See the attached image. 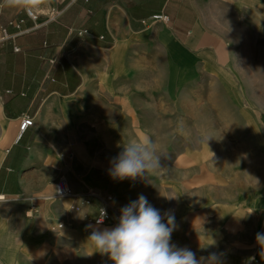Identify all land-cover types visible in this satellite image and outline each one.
Wrapping results in <instances>:
<instances>
[{
    "label": "crops",
    "instance_id": "1",
    "mask_svg": "<svg viewBox=\"0 0 264 264\" xmlns=\"http://www.w3.org/2000/svg\"><path fill=\"white\" fill-rule=\"evenodd\" d=\"M257 8L264 0H0V37L13 35L0 39V264H112L88 240L104 197L125 187L111 161L140 137L143 112L157 121L160 81L233 62L240 12ZM261 236L264 222L219 264H264Z\"/></svg>",
    "mask_w": 264,
    "mask_h": 264
},
{
    "label": "rangeland",
    "instance_id": "2",
    "mask_svg": "<svg viewBox=\"0 0 264 264\" xmlns=\"http://www.w3.org/2000/svg\"><path fill=\"white\" fill-rule=\"evenodd\" d=\"M240 13L232 63L153 89L157 121L154 112H143L140 136L152 137L166 169L126 179L122 193L107 194L99 228L114 227L120 209L143 194L161 213L186 203L171 243L198 258L230 257L251 234L257 238L264 222V11ZM214 191L219 195L196 201ZM218 206H228L230 216Z\"/></svg>",
    "mask_w": 264,
    "mask_h": 264
},
{
    "label": "clouds",
    "instance_id": "3",
    "mask_svg": "<svg viewBox=\"0 0 264 264\" xmlns=\"http://www.w3.org/2000/svg\"><path fill=\"white\" fill-rule=\"evenodd\" d=\"M23 2L27 0H7L9 5ZM122 149L111 161L110 175L113 179L135 180L166 169L161 161L163 154L158 152L147 133L122 144ZM102 223L103 220L98 219L97 226H88L93 229L88 240L91 241L92 252L106 254L112 264H219L215 252L198 258L191 249L172 244L171 236L177 227L173 212L161 213L143 194L120 209L118 223L114 227L101 229L98 225Z\"/></svg>",
    "mask_w": 264,
    "mask_h": 264
},
{
    "label": "built area",
    "instance_id": "4",
    "mask_svg": "<svg viewBox=\"0 0 264 264\" xmlns=\"http://www.w3.org/2000/svg\"><path fill=\"white\" fill-rule=\"evenodd\" d=\"M28 13L30 16H33V13L28 10ZM153 18H156V19H166V16L165 15H162V14H156V15H153ZM26 31V30H25ZM23 31H19L18 33H22ZM13 35L12 34H9L5 29H2L1 30V37L0 39H8L10 37H12ZM15 50H17L18 48L15 47L14 48ZM32 124V119L31 117H28V116H24L20 119L19 121V124H18V129H19V132L21 133L22 131H24L28 126H30ZM56 190H57V193L59 196H62V197H65V196H69L71 194V188L68 184V182L66 181V179L64 177H60L58 179V181L56 182ZM0 199H3V195L0 194ZM105 207L102 206L101 207V210L99 211L98 214L95 215V218L93 219L94 223L97 224V220L98 219H102L103 222L105 221V218L107 217L103 215V213H105L104 209Z\"/></svg>",
    "mask_w": 264,
    "mask_h": 264
},
{
    "label": "bare ground",
    "instance_id": "5",
    "mask_svg": "<svg viewBox=\"0 0 264 264\" xmlns=\"http://www.w3.org/2000/svg\"><path fill=\"white\" fill-rule=\"evenodd\" d=\"M98 193H100V192H98ZM212 193H214V194H205V195H202L201 196V193H200V195H199V197L196 199V201L197 202H202V201H205V200H208V199H210V196H213V195H219L216 191H214V192H212ZM214 206H217V205H214ZM110 207V206H109ZM220 206H218L217 208H219ZM229 207L227 206V207H221V208H219V210L221 209V211H222V214H224L223 216H230V210L228 209ZM186 209H187V205H186V203H184V202H182V200H181V202L179 203V205H178V207H177V212L176 211H172L173 212V214H174V216H175V219H180L182 216H181V214L180 213H183V212H185L186 211ZM228 211V212H227ZM225 213H226V215H225Z\"/></svg>",
    "mask_w": 264,
    "mask_h": 264
}]
</instances>
